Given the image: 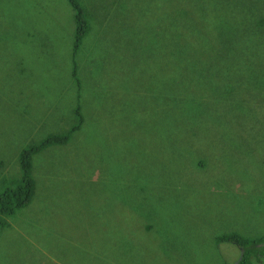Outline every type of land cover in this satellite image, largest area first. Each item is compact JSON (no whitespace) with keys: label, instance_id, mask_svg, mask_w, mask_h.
Segmentation results:
<instances>
[{"label":"rangeland","instance_id":"374dc122","mask_svg":"<svg viewBox=\"0 0 264 264\" xmlns=\"http://www.w3.org/2000/svg\"><path fill=\"white\" fill-rule=\"evenodd\" d=\"M78 1L74 54L69 0H0V197L85 117L0 202V264H234L231 235L264 264V0ZM177 46L214 86L174 91Z\"/></svg>","mask_w":264,"mask_h":264},{"label":"trees","instance_id":"16d2710c","mask_svg":"<svg viewBox=\"0 0 264 264\" xmlns=\"http://www.w3.org/2000/svg\"><path fill=\"white\" fill-rule=\"evenodd\" d=\"M69 3L75 10L76 33L73 42V50L74 54H76L81 47L83 38L89 30V13L87 10L85 11L83 9L78 0H69ZM187 50L188 47H176L173 77V82L175 84L174 91H207V85L214 86L215 81L213 77H211L210 80L204 72L211 71L212 68L210 69L208 67L209 64H207L206 61L203 62L202 59H188L185 61ZM187 73H190L192 79L188 77ZM217 88L218 87L215 88V91H217ZM228 91L230 90L228 89ZM82 111L83 108L79 105L75 111L76 122L71 125L66 132L57 135L50 133L40 142L31 144L21 152V184L14 190H7L5 194L2 193L0 202L4 213L12 214L15 208H21L31 203L36 188L33 175L34 157L54 144H67L72 136L82 129L85 123V117ZM226 240L236 243L243 248L242 259L238 264H253L252 261L258 254H261L263 250L257 247L255 242L244 240L236 235L230 236Z\"/></svg>","mask_w":264,"mask_h":264},{"label":"clouds","instance_id":"9594fccd","mask_svg":"<svg viewBox=\"0 0 264 264\" xmlns=\"http://www.w3.org/2000/svg\"><path fill=\"white\" fill-rule=\"evenodd\" d=\"M25 149H26V148H25ZM231 236H233V235H231ZM236 236H237V235H236ZM228 237H230V236H225V237H224V242H225V241H228V240H226ZM228 242H230V241H228ZM231 243H233V242H231ZM233 244H236V243H233ZM236 246L239 247V250H240V251L242 250V252H243V248H242L240 245L236 244ZM238 262H239V261H238ZM235 264H236V263H235Z\"/></svg>","mask_w":264,"mask_h":264},{"label":"water","instance_id":"95a60500","mask_svg":"<svg viewBox=\"0 0 264 264\" xmlns=\"http://www.w3.org/2000/svg\"><path fill=\"white\" fill-rule=\"evenodd\" d=\"M242 254H243V252H242ZM241 259H242V258H241ZM241 259H240V261H241ZM236 264H238V262H237Z\"/></svg>","mask_w":264,"mask_h":264}]
</instances>
